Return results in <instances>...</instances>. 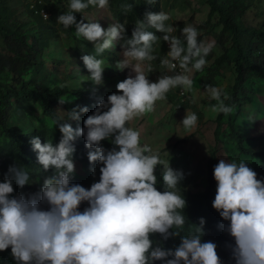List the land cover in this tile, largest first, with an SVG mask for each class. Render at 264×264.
<instances>
[{
	"label": "clouds",
	"instance_id": "clouds-1",
	"mask_svg": "<svg viewBox=\"0 0 264 264\" xmlns=\"http://www.w3.org/2000/svg\"><path fill=\"white\" fill-rule=\"evenodd\" d=\"M109 2L67 0L68 10L58 15L57 23L66 29L74 25L77 38L93 42L95 54L80 59L90 74L87 79L94 84L102 83L105 67L98 55L112 48L114 41L123 40V58L115 67L130 72L117 82L116 92L97 99L94 110L83 119V127L73 128L69 123L88 111L87 106L75 105L54 118L61 133L57 143H42L38 135L30 138L37 163L45 171L53 169L37 192L14 194V184L22 187L31 181L25 167H8L0 181V251L10 247L15 264H224L216 243L201 239L203 217L180 235L175 248H164L150 239V234L159 233L167 240L183 231L186 200L179 187L183 173L170 167L169 160L161 159L149 144H142L139 131L128 126L134 117L151 112L170 89L180 86L191 91L193 79L188 73L202 69L214 42L199 40L198 30L191 24L179 29V36L173 34L177 28L166 23L170 17L164 11H146L143 20L135 21L130 37H125V24L119 21L103 28L96 19L77 21L74 15L90 5L105 9ZM121 8L127 12L132 4L124 0ZM149 27L163 35L158 37ZM158 39L168 45L160 65L169 70L178 65L183 71L161 74L153 81L148 73L157 59L153 45ZM204 88L215 101L210 105L212 111L232 112L222 89L207 84ZM197 119L195 112H188L180 125L190 130ZM80 136L90 165H99V180L88 188L71 182L73 141ZM103 140H110L113 147L106 149ZM158 165L162 166V191L156 187ZM91 171L95 175V167ZM213 178L212 207L227 222L218 227L232 238L226 242L231 264H264V178L258 179L243 159H220L213 167ZM82 202L87 207L81 211Z\"/></svg>",
	"mask_w": 264,
	"mask_h": 264
},
{
	"label": "rangeland",
	"instance_id": "rangeland-1",
	"mask_svg": "<svg viewBox=\"0 0 264 264\" xmlns=\"http://www.w3.org/2000/svg\"><path fill=\"white\" fill-rule=\"evenodd\" d=\"M132 1V9L120 11L124 0H110L109 6L99 9L95 5H90L82 13H74L77 21L96 19L103 28L110 23L119 21L125 24V28L132 25L140 18L139 11L135 5L138 0ZM230 0H155L151 12L164 11L169 14L170 19L166 22L173 24L179 36L185 24H191L198 30V39L205 43L214 42L212 48L215 59L206 61L201 70H192L188 73L193 79L191 91L182 88L185 96L178 95L176 91H171L175 95L166 94V98L155 102L151 112L134 117L128 122V126L138 130L141 143L149 144L152 149L159 153L161 159L169 160V166L173 169L181 170L183 179L180 184L185 185L192 192H203L208 185V161L210 150L217 149V158L226 160H245V163L255 172L264 164V160H255L238 155L235 148L224 141L223 145H216L214 134L217 128L216 118L219 113L212 111L210 100L204 89L200 87V79L205 71L210 68L217 58L224 55V52L217 44V36L222 30L219 23V15L212 11L211 2L217 4L227 3ZM246 7L244 15L239 21L244 28H255L264 33V0H237ZM47 15L48 19L41 16L40 11ZM67 0H0V13L8 16L7 25L12 26L17 23L21 31L27 36L28 41L35 40L38 43L37 68L25 77L30 89L36 84H44L47 88L55 86H65L68 94L54 103V108L58 116L62 111H67L75 105L83 106V101L77 98L81 92H93L98 97L106 99L107 95L116 92V84L122 81L129 74V69L118 70L115 64L122 59L123 40L114 41V46L106 49L98 55L104 61L103 80L99 85L94 84L87 77L90 75L80 57L84 54H95L93 42L77 38L74 34L75 26L64 28L57 23L58 15L67 11ZM123 12V21H120L116 13ZM84 16V17H83ZM205 23V26L199 27ZM158 37L163 34L149 27ZM70 31V35H68ZM132 29H127V37L131 36ZM0 51L2 43L0 39ZM168 51L167 42L157 40L153 45V52L157 56L151 63L153 68L148 73L150 80L164 73L165 67L160 65L159 59L166 55ZM222 77L217 79V88L223 90L225 94H230L234 84L235 76L232 72V54L225 57V64L221 67ZM11 76L6 71L0 74V93L3 96L6 88L11 86ZM61 100H64L61 102ZM11 110L5 118V126L15 135L30 133L34 130L46 131L53 129L54 124L49 118L43 115L39 106L33 101L27 100L22 95H17L11 100ZM178 109H181L178 110ZM188 112L197 114V123L190 130H185L181 125V119ZM76 121H69L75 124ZM237 127L246 140L245 146L256 152H264V83L257 84L256 93L251 97L248 104L244 106L237 118ZM223 130L226 127L223 126ZM106 149H111L113 145L110 140L101 141ZM75 172L71 177L72 183H79L88 188L89 183L99 180V165L93 162L90 165L86 159L78 156L73 158ZM0 161L8 169L12 164L25 166V162L19 158L9 147L8 139L0 128ZM95 167V175L91 168ZM27 169V168H26ZM28 170V169H27ZM162 166L155 169L157 179H161ZM30 187L28 190L17 189L15 193H22L27 196L37 192L43 179L53 174L52 171L40 173L36 170H28ZM82 208L87 207V202L80 204ZM164 247V241L159 240ZM0 264H15L10 252L0 256ZM224 264H231L230 258Z\"/></svg>",
	"mask_w": 264,
	"mask_h": 264
},
{
	"label": "trees",
	"instance_id": "trees-1",
	"mask_svg": "<svg viewBox=\"0 0 264 264\" xmlns=\"http://www.w3.org/2000/svg\"><path fill=\"white\" fill-rule=\"evenodd\" d=\"M132 4L131 2H128ZM212 11L219 15V23L222 26L220 34L217 36V44L224 52V55L217 58L214 64L205 71V75L200 79V87L205 90L204 86H217V79L222 77L221 67L225 64L227 54H232V72L235 81L231 87L230 94H226L224 100L226 105L232 107V112L228 114L219 113L216 118V131L214 134L216 145H223L224 141L231 144L238 155L255 160H264V152H256L245 146L246 140L243 138L241 131L237 127V118L241 110L250 101L251 97L256 93L257 84L264 83V33L255 28H244L239 18L244 15L246 7L237 0H230L227 3L217 4L211 2ZM141 19H144V13L151 11L154 3L149 4L147 0H138L135 3ZM120 11H124L122 8ZM123 12L116 13L120 21H123ZM8 16L0 13V39L2 43V51H0V74L9 73L12 85L6 88L3 96L0 93V128L8 139L9 147L12 151L25 162L28 170H36L40 173L45 172L37 163L36 152L32 149L29 140L32 136H39L41 142L52 141L57 143L61 133L54 124V118L58 117L52 105L60 101V98L69 92L65 86H55L47 88L44 84H36L30 89L25 81V77L32 73L38 65L37 52L38 43L35 40L28 41L27 36L21 31L17 23L8 26ZM205 26V23L199 27ZM127 29H133L132 25L125 28V37H127ZM70 35V31H68ZM215 59L213 49L206 57V61ZM165 72V70H164ZM164 74V73H163ZM167 95L175 98L173 92L168 91ZM22 95L27 100L33 101L41 109L44 116L49 118L54 124L53 129L46 131L34 130L30 133L15 135L5 126V118L11 110V100ZM77 98L83 101V106H87L88 111L80 114V119L72 124L73 128L83 127V119L91 114L99 98L93 92L78 93ZM170 101V99L166 98ZM181 111V109H178ZM226 127L225 130L222 128ZM74 153L73 158L78 156L86 159L88 149L84 146V138L80 136L73 141ZM208 161V185L203 192H192L185 185L179 184L181 193L186 200V206L183 213L186 216V225L183 231L177 235L162 240L159 233L150 234V239L158 242L164 241V248H175L180 242V235L187 234L191 228V224H198L199 218L203 217L205 224L203 226L204 235L202 241L210 240L216 243L217 255L223 262L230 258L229 250L226 248V242L231 241V237L218 227L222 221L217 210L212 207V200L215 196L216 181L213 178V167L218 163L217 149L210 150ZM47 171H52L49 168ZM7 168L0 161V181H2ZM257 178H264V164L259 169ZM162 179H157V190H163L161 187ZM91 183L88 184V187ZM14 191L17 189L28 190L30 187L24 185L22 187L13 185ZM80 210L83 208L79 205ZM6 252H10V247L0 251V256ZM153 264H160V261H154Z\"/></svg>",
	"mask_w": 264,
	"mask_h": 264
},
{
	"label": "built area",
	"instance_id": "built-area-1",
	"mask_svg": "<svg viewBox=\"0 0 264 264\" xmlns=\"http://www.w3.org/2000/svg\"><path fill=\"white\" fill-rule=\"evenodd\" d=\"M41 16H43L45 18V13L43 12V10L40 11ZM177 71H183L182 69L179 68V66L177 65V67L175 69L169 70L167 68H165V72L164 74H171L172 72H177ZM169 91H176L178 95H182V97L185 96V92L182 89V87L177 86L176 88H172Z\"/></svg>",
	"mask_w": 264,
	"mask_h": 264
}]
</instances>
